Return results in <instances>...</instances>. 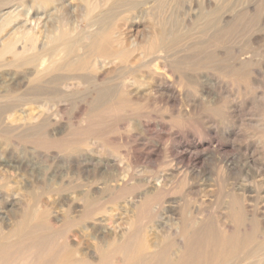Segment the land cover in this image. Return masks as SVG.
<instances>
[{
	"label": "bare ground",
	"instance_id": "obj_1",
	"mask_svg": "<svg viewBox=\"0 0 264 264\" xmlns=\"http://www.w3.org/2000/svg\"><path fill=\"white\" fill-rule=\"evenodd\" d=\"M239 5L241 10L236 11L233 0H0V75L4 76L11 90L9 92L20 95V113L16 114L17 106L8 105L0 110V120L9 127H18L25 139L43 137L58 146L69 147L70 154L76 159L70 158L67 167H72L76 171L73 174L78 176L77 179L75 175L78 182L74 184L73 181L74 186L70 191L65 192L61 187L55 191L49 188L55 176L42 172V166L33 162L32 155L21 154L13 161L9 158L0 160L2 168H6L3 172L9 176L18 165L46 189L40 195L29 197L27 206H35L39 212L34 210L33 215H19V220L7 225L0 223V264L82 263L80 260L84 256L69 239L67 230L60 232L59 229V234L52 232L53 236L48 234L49 237H40L42 234L39 233L70 218L77 222L76 225H83L85 221L107 225L115 217L116 220L123 219V214L117 211L100 215L97 210L84 211L85 204L92 200L85 203L86 198L92 193L111 191V200L139 207L146 214V207L151 204L149 202H156L173 188H181L188 183L195 173L194 166L184 168L175 158V161L171 159V174L147 177L141 185L133 178L106 175L104 169L91 163L92 182H88L87 163L91 162L89 146L103 147L116 142L141 140L142 134L119 133L127 122L129 126L135 124L143 129H149L154 124L160 129L165 128L167 123L181 126L188 130L187 135L176 137L182 143L192 138V130L205 131L213 115L218 112L217 93L223 92L233 77L244 80L248 75V56L234 50L231 45L233 30L245 24L247 16L264 26V0H258L246 8H240L243 3ZM233 82L238 88L240 81ZM245 84L247 86L246 82L240 85ZM155 100L160 104L158 107L168 113V119L165 117L167 120L159 116L156 122L148 115L136 114L138 109L147 107ZM221 104L224 107L226 103L222 101ZM166 138L175 140L171 133ZM222 164V168H226L224 172L228 174L231 171L228 164L226 161ZM5 173L4 176H7ZM176 173L180 178L171 185L167 177L173 178ZM60 181L62 183L63 180ZM139 187H142L141 195L130 192ZM189 190L185 194L188 197ZM97 194L96 197L100 195ZM231 200L229 208L234 209L235 214L230 218L222 216L221 220L218 217V223H222H219L218 231L213 236L211 232H205L208 227L200 231L210 236L195 234L191 230V233L184 230L177 232L179 242L176 252L164 257L149 254L144 263L264 264V218L257 222L254 219L255 223L253 221L249 231L242 233V227H239L243 224L241 207H238V200ZM54 204L66 205L70 212L78 214L59 217L51 211ZM140 213L136 214L141 219L144 214ZM132 220L124 223L131 225ZM183 221V224L188 222ZM225 221L227 224L229 222L232 230H226ZM129 226L104 231L107 238L126 241L116 248L119 257L116 252L113 253L114 248L113 252H108L113 253L112 257L114 254L118 257H113L116 258L115 262L108 258L115 264L134 261L148 249L142 231H134L135 227L132 230V225ZM83 228L84 225L81 226ZM208 229H212L211 226ZM208 245L213 246L212 253H208V249H201L208 248ZM251 245L254 249L252 254L234 253L240 247L245 249ZM103 247H99V253L104 250ZM165 247L162 252L169 248ZM77 253L79 258L73 259ZM103 261L106 263V260Z\"/></svg>",
	"mask_w": 264,
	"mask_h": 264
},
{
	"label": "rangeland",
	"instance_id": "obj_2",
	"mask_svg": "<svg viewBox=\"0 0 264 264\" xmlns=\"http://www.w3.org/2000/svg\"><path fill=\"white\" fill-rule=\"evenodd\" d=\"M233 1L235 10L237 11L241 10L238 7L240 6L239 4L243 3V7L241 6L240 8H246L254 5V3L258 0ZM236 3L238 4L237 6H235ZM253 39H256V42H253ZM231 42L234 50H239V52L241 51L248 56V60L250 61H248L249 66L247 65L248 75H246L244 80L233 77L234 80H231L226 89H224L223 92H218L219 94L217 93L216 99L218 100V112L213 115L211 119L212 121L207 124L205 131L202 129L199 130L200 133H198L199 131L196 132L192 130V138H190L188 142H178L176 137L181 134V136L187 135L188 130L186 128H182L181 126H172L168 123L165 128H158L154 123H156L159 118L164 117L165 119V117L167 118L169 116L162 108L158 107L160 104L155 100L152 104H147V107H141L136 111L137 115H148L153 121L157 120L156 122L152 121L154 126L149 127V129H143L135 124L129 126L127 122L123 124L122 129L119 130L120 132L118 131L119 133L136 136L142 134L143 140L141 139L137 140V142L127 143L116 142L103 147L90 145V149L88 148V154L89 157H91V162L87 163V167L89 168L88 176L85 175L89 180L88 182H92V178L90 176L92 171L90 167L93 165L104 169V173L106 175L125 177L127 179L133 178V181H138L141 185L144 184L143 182L147 177H151L156 174H171V159L173 161L176 160L177 163L179 162V165H182L187 169L188 167H192V165L194 166L195 173L191 178H189L190 181L188 180V183L184 187L177 189L173 188V190H170L168 195L158 199L161 200V202L157 199L156 202H149L151 204H148L149 206L146 207V209L148 208V210H145L147 211L146 214H144L145 212L143 213V210L139 207H131L120 200L116 202L111 200L113 195L111 191L107 190L109 193L107 191H103L99 193L100 195L96 193L99 195L97 197L95 193H92V196H88V198H86L87 201L85 203L90 202L89 200L91 199L92 200L91 203L85 204V209H83L84 211L94 212L97 210L96 212H99V215L108 213L112 214L117 211L123 214V219L116 220L115 218L117 217H115L112 220L113 223L109 222L107 225L106 223L104 224L103 222L100 223L98 221H85L82 223L85 228L81 229V226L83 225H76V221L68 218L69 221L64 219L65 221L58 222L56 224L57 228H55V225L51 229H48L47 231L45 230V234L41 231L39 235L42 234V236L40 237H49L48 234L53 236V233L59 234L60 232L67 230L66 233L69 236V239L75 243L76 248L78 247L77 249L79 253L83 254L82 257L84 256L86 258V261H83L85 260L83 257V260H80L82 263L78 262L76 264H87L88 261V264H112L116 260V258L113 257H117L120 254L119 252V254L117 253L116 248L119 247L122 242L123 244L124 242L126 243V241L124 240L121 242L122 239L120 238L115 240L107 238L104 235V231H109L111 228L116 230L126 228L130 224H126L124 222L128 223L129 219H134L132 220L134 225L131 223L132 226H130L132 230L133 226L135 227L134 231L135 229H137V231H142L148 244V249L144 251V253L142 252L139 254L136 259H133L134 261L128 262L127 264H136L138 262L143 264L145 259L147 261L149 254H156V256L163 255L164 257L167 254L169 255L170 253L173 254L176 252L177 243L179 242L177 241V235L183 232V230L188 233H191L192 231V233L195 234L200 233L202 235L204 233L206 236H210L211 234L213 236L214 233L218 231L217 229L219 228V223H222H218L217 218L219 217V220H221L222 216H229L228 218H230L235 214V210L229 208V203L232 201L231 198L236 201L238 200V207H241L239 209H241V222L243 224H240L239 227H242V233L244 230L249 231V227L253 225L254 219L257 222L258 219L261 221L262 218H264V26L255 18L247 16L246 23L233 30L231 34ZM4 79V76L0 75V110H3L8 105L17 106L15 108L17 114L19 111L18 105L20 95L18 92H9L11 90L9 89L7 82L5 83L6 80ZM233 81H237V83L240 81V84L246 82L247 86L246 84H239V87L237 88L235 87L236 85ZM150 99L152 100V98ZM222 101L226 103L224 107L221 104ZM168 125H171L172 127ZM170 133L174 135L175 140L166 138V135ZM193 145L196 146L194 147ZM193 147L198 149L195 150ZM68 148L69 147L66 148V146H58L51 140H46L43 137L25 139L18 127H9L2 123V119L0 120V160L9 158L13 161L21 154L25 156L32 155L33 162L39 167L42 166V172H46L47 175L53 174L55 176H53L54 178L52 177L53 179L49 184V188H51V190L55 189V191H57L59 187H61L62 189L64 188L63 190H66L65 192H67L68 190L70 191V188L78 182V176L73 174L76 171H74L70 166L67 167L70 158L76 159L73 154H70ZM13 153H15L16 157ZM223 161H226L231 170L228 174L227 172H224L226 168H222L224 167L222 166ZM16 167L17 168L12 170V176H9V174L3 172L6 168H2L0 165V223L5 225L10 224L15 220H19V215L24 213L33 215L35 211L39 212L40 210L35 209V206L28 207V201L31 196L40 195L45 192L44 190H46L44 189L45 186L43 184L40 185V183H36L33 177L23 168L21 169L18 165ZM4 173L7 176H4ZM75 175L77 179L75 178ZM59 177L62 178L60 179ZM174 177L176 178L174 179ZM174 177H167L171 185L174 180H178L177 178H180V175L176 173ZM60 180H63L62 183ZM57 181H60V183L54 184L57 183ZM73 181L75 182L74 184ZM88 182L86 183L89 184ZM60 184L63 185L60 186ZM135 185H133V187H135ZM139 188L140 189L134 188V190H131L130 192H133L137 196L141 195L142 187ZM187 190H189L190 194L192 193V196L190 194L189 197L185 195ZM11 197H14L15 199ZM190 197H192L191 200ZM21 199L24 201L21 202ZM59 205L60 204H54L51 208V211H54V214H57L59 217L67 218L71 214L72 216L78 214V212H70L71 210H69L66 205ZM197 212L199 214H197ZM136 213H140L142 215L144 214V217L142 216L140 219L137 217L139 215ZM254 213L257 214V216ZM183 219L188 222H184ZM199 221H201L202 224ZM185 224L188 226L186 227ZM228 224L227 222L224 224L226 230H232V226ZM199 226L201 228H199ZM210 226L213 230L208 229ZM206 227H208L207 230ZM214 229L216 230L214 231ZM73 230L74 232H72ZM200 230L211 232V234L208 235V233L205 232L201 233ZM57 231L60 232L57 233ZM47 232H50L51 234ZM165 234H168L169 236L171 235V237L169 238V236H165ZM162 236L164 238H162ZM104 239L107 240H105V243L103 242ZM60 242L62 241L60 240ZM166 242L167 244H165ZM100 245L102 247L104 246L103 248L106 254H108L109 251L111 252L112 248H114L115 250L113 249L114 252H112H116L117 256L114 254L115 256L113 255L112 257L113 253H109L111 254V257L109 254L107 256L105 255L104 250H102L103 253H101L102 251L99 253L100 248L102 249ZM105 245L107 247H105ZM165 245L167 246L165 247ZM164 247L169 249H165L168 253L165 250V252H162ZM206 247L208 248L204 249V247H202L201 249H203V251L208 249V253L214 251L212 245H208ZM241 248L242 247H240V249L238 248L239 251L235 250L234 253L237 252L241 255H249L252 254V251L254 250L252 245L245 249L244 247L242 249ZM171 249L172 251L170 252ZM242 250L245 253L241 252ZM161 252L162 254H160ZM79 253L73 256V259H78L80 256ZM100 254L102 255V259L106 260V263L101 260ZM105 256H107V259ZM108 258L115 260L112 262ZM107 260H109V262L111 261V263ZM146 261L144 264H147Z\"/></svg>",
	"mask_w": 264,
	"mask_h": 264
}]
</instances>
